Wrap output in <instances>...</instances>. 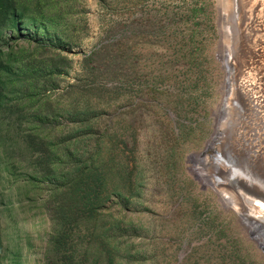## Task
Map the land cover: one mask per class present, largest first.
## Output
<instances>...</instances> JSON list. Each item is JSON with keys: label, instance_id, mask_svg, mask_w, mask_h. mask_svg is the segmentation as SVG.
Masks as SVG:
<instances>
[{"label": "rangeland", "instance_id": "374dc122", "mask_svg": "<svg viewBox=\"0 0 264 264\" xmlns=\"http://www.w3.org/2000/svg\"><path fill=\"white\" fill-rule=\"evenodd\" d=\"M236 1L73 0L56 27L68 42L53 51L65 72L46 85L59 111L51 119L73 127L67 111L89 104L91 130L79 149L104 145L101 156L110 149L134 178L123 190L126 209L110 199L102 222L108 229L109 215L121 218L137 264H264V239L238 216L232 185L264 184V95L254 91L264 92V73L242 67L253 38L248 18L257 15L251 1L244 12ZM19 38L6 48L32 49ZM223 142L218 165L207 147L218 154ZM16 212L20 242L5 220L0 264H46L49 224Z\"/></svg>", "mask_w": 264, "mask_h": 264}, {"label": "trees", "instance_id": "16d2710c", "mask_svg": "<svg viewBox=\"0 0 264 264\" xmlns=\"http://www.w3.org/2000/svg\"><path fill=\"white\" fill-rule=\"evenodd\" d=\"M72 1L0 0V42L7 38L0 45V246L5 220L12 241L20 242L17 207L49 224L46 264H137L121 240L126 224L112 215L108 229L102 222L110 199L126 209L123 190L134 178L118 167L110 149L104 151L110 157L101 156L104 145L79 149L91 130L89 104L67 111L69 121L79 123L73 127L51 119L59 111L46 85L54 86L65 72V58L53 51L68 42L56 27ZM19 37L32 49L6 48ZM91 60L92 54L86 68ZM20 250L16 246V257ZM237 260L244 261L237 257L233 264Z\"/></svg>", "mask_w": 264, "mask_h": 264}, {"label": "bare ground", "instance_id": "6f19581e", "mask_svg": "<svg viewBox=\"0 0 264 264\" xmlns=\"http://www.w3.org/2000/svg\"><path fill=\"white\" fill-rule=\"evenodd\" d=\"M249 1L252 2V8L254 10V13H256L257 16H255V18H254L253 15H249L252 18L251 19L248 18V20L250 22L249 27H247L248 34H249V31L253 32V34L250 35V36H253V38L251 40V44H252V46L250 48L251 52L248 54V56L246 55L244 57L242 67H243V71H245L247 73H251V74H253V76L258 78L259 75L260 76L262 75L261 73H264V0H249ZM239 2H240V4H238ZM239 2L238 3H237V1L235 2L236 3L235 7L238 10L237 5H240V8L244 12V8H245L246 3H248V0H239ZM241 9H240V11H241ZM237 13L238 12H236L235 14L237 15ZM246 20H247V17H246L245 21ZM234 21L237 22V23L236 22L235 23H236V28L238 29L239 20L236 16L234 18ZM241 22H242V20H241ZM242 24H244V23H242ZM239 29L237 30V32L239 31ZM262 64H263V67H262ZM245 83H246V85H245ZM244 86H245V89H247V90H250L251 87H253L250 84L249 80L247 82L244 80ZM254 91H255L256 95L257 94L258 95H264V92H259L257 90V88H255ZM224 147H223V143H221V145H219V152H220L219 154L221 156L220 159H222L223 154H225V150L222 149ZM240 179H241V182L237 181V182H234L232 185L235 188L237 186L239 189L245 190L246 195L249 198V202H250V200L254 203L256 202L257 206L253 205L251 207V211H249V213H251L253 215V217L257 216L260 220H264V184L258 183L256 181L247 182V181H244L242 178H240ZM241 185L245 186L246 188L243 189V187ZM241 201L242 200L240 199L241 209L239 208L240 209L239 211H241L244 214L245 209H244V206L242 203L243 201L242 202Z\"/></svg>", "mask_w": 264, "mask_h": 264}, {"label": "water", "instance_id": "95a60500", "mask_svg": "<svg viewBox=\"0 0 264 264\" xmlns=\"http://www.w3.org/2000/svg\"><path fill=\"white\" fill-rule=\"evenodd\" d=\"M217 142L218 140H216V137L214 136V138H213V140H212V142ZM225 142H223V144H224ZM209 150V155H210V157L212 158V159H215V162H217L218 163V165H220V162H222L221 161V156H220V154L218 153H216L215 151H210V147L208 146L207 147V151ZM224 172V171H223ZM226 176V175H225ZM237 178V177H236ZM222 180H224L223 178H222ZM237 180V179H236ZM226 181V180H225ZM238 181V180H237ZM239 182H241V181H239ZM242 187H243V189L244 188H246L245 186H243V185H241ZM233 189H234V191L235 192H237V194L239 195V197L241 198V200L243 201L242 203H243V206H244V209H245V213L243 214L241 211H240V213H237L238 214V216L243 220V221H245L246 223H248V224H251L252 225V227L255 229V231H257L258 232V234L260 235V236H262V238L264 239V220H260L257 216H255V217H253V215L251 214V213H249V211H251V207L253 206V205H255V206H257V204H256V202L254 203V202H252L251 200H250V202H249V198H248V196L246 195V191L245 190H241V189H239L237 186H236V188L233 186ZM249 215V216H248Z\"/></svg>", "mask_w": 264, "mask_h": 264}, {"label": "crops", "instance_id": "0c3cea01", "mask_svg": "<svg viewBox=\"0 0 264 264\" xmlns=\"http://www.w3.org/2000/svg\"><path fill=\"white\" fill-rule=\"evenodd\" d=\"M21 260H23V258L21 259ZM24 261V260H23ZM18 264V263H17Z\"/></svg>", "mask_w": 264, "mask_h": 264}]
</instances>
